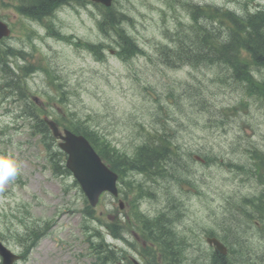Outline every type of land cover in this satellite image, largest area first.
I'll use <instances>...</instances> for the list:
<instances>
[{"label": "rangeland", "instance_id": "obj_1", "mask_svg": "<svg viewBox=\"0 0 264 264\" xmlns=\"http://www.w3.org/2000/svg\"><path fill=\"white\" fill-rule=\"evenodd\" d=\"M167 1L171 2V0ZM186 2L226 6L239 14L244 13L246 9L264 6V0H172L170 5L165 0H116L114 5L129 17L124 26L127 34L149 52L153 44L160 38L164 25H172V22L177 18H185L188 14V11L182 7L183 3L187 7ZM3 11L11 19L13 18L6 12V9ZM63 11L64 13L58 14L57 23L60 26L64 25L65 28L60 30L56 27L62 34L78 35L84 41L95 42L96 32L93 29L85 28L87 23L91 24L87 17V11H84L85 16L75 10L63 9ZM14 19H17V23L13 25L10 37L5 38L4 42H0V50L8 48V46L12 50L22 49L25 51V56L30 55L25 58L27 62L34 65L40 64L43 69L47 68L55 74L62 75L67 88L65 111L73 112L76 116H88L94 119L98 123L101 133L105 134L117 147L130 151L133 144L141 140L140 136L143 135L140 123L148 124L152 121L150 114L155 111L157 104L154 96L146 90H141L143 86H151L153 89L151 91L154 94H161L162 103L171 106V110H174V106L167 98L168 90L156 73L155 64L150 62L146 56L134 57L125 61L116 55H111L107 49L105 63L96 62L93 60V54L84 47H76L66 39L49 37L44 29V20L40 21V27L36 26L40 30L35 31L24 21L22 25L18 17ZM77 27L79 29H76ZM112 46H114L113 41ZM196 51L199 53L197 49ZM0 58L2 57L0 56ZM8 59L11 66L24 61L23 58L15 55L9 56ZM43 69L34 71L26 79L28 88L34 93V96L39 98V102L47 101L45 93L50 90ZM216 71H219L216 66L204 68L203 74L200 76V79L206 84L205 98L209 104L216 102L218 106L221 103L236 102L240 97V87L239 89L234 88L233 84H229L225 90H215L208 83V79L214 77ZM1 75H3L2 70H0ZM184 77V75L180 76V78ZM197 99V97H193L188 101L197 104ZM256 100H250L245 110L240 111L237 115L232 114L225 120V135L226 130L230 128L233 136L229 135L228 139L225 136V140L220 142L227 148L225 149L226 160L232 158L235 161L242 160L247 154L244 148L252 149V146L246 143L249 139L254 145L264 147V104ZM60 108L59 103L46 105L47 110L57 111ZM165 118H169V116H165ZM181 120L184 122L185 129L189 131V139L195 145L218 144V139L215 138L217 126L204 127L207 119L190 116L188 119L181 118ZM29 121L19 117V107L15 103L6 105L0 102V136L4 133L2 141H0V150H5L3 151L5 153L11 152L21 161L20 179L22 182L27 179L26 187L21 191L16 190L20 191L17 197H13V193H10L2 201L0 200V229L7 236L6 241L3 242L10 246H18L10 236L14 232L22 230L21 227H13L10 224L9 217L14 216L9 213L10 210L21 211L28 222H31V219H36L39 223L48 221L49 215L55 212V217H60L56 233H49L48 238L42 242L41 246L43 247L24 264H94L95 257L88 254V244H78L79 242L71 237V232L81 234L77 226L78 221H81L79 220L80 213L73 212L72 209L80 210L83 198L77 188L78 194L75 189H70L69 196L62 195V189L66 185L73 184L72 179L69 176L62 178L59 177L60 175L55 176L46 167L48 163L44 157L45 151L42 143L38 144L35 136L28 132ZM169 124H173L175 127L180 126V122H169ZM159 125L160 122L149 124V128L152 130V127ZM244 125H248L253 130L252 135L244 133L242 129ZM148 131L150 134L155 133ZM185 133L186 131L183 132L184 137ZM177 136L180 138V135ZM234 137L239 138L240 144L230 151V140ZM198 163L194 164V171L197 178H204V183L199 189L205 193L206 198L191 193L188 197L184 194L183 201H181L185 216L182 229L187 233L188 244L193 248L197 246V243L192 235L198 230L194 220L199 223L198 225H207L208 223L212 227H216L217 233H223L236 224L235 214L238 209L224 207L221 200L234 193L251 194L258 189V185L253 180L249 179V182H243L242 175L234 173L224 165L213 163L212 166L207 167ZM176 169L178 173L182 171L180 168ZM182 174L185 175L186 172L182 171ZM233 177L236 178L233 179ZM230 180L232 181L230 182ZM10 184H16L15 188L19 185L17 179L8 185ZM144 188L154 191V183H147ZM34 193L39 196L41 203L33 198L32 194ZM208 199H210V203ZM262 200L259 199V201ZM30 202L33 204L32 208H29ZM161 205L160 194H157L155 198L145 197L139 203V207L148 213L155 212ZM114 207L115 204L111 198L105 196L96 207V215H100L105 221L107 215L113 214ZM27 208L33 213V217L25 212ZM197 214L204 215L202 222L197 220ZM216 220L219 222L214 223ZM92 224L97 225L98 223ZM65 225L68 226L66 230ZM246 225L245 223L244 226ZM247 228H249L248 233L244 231L243 227L239 230L241 241H245L250 256L244 259L256 258L262 262L264 260L261 256L255 255L250 248V246L257 245L260 240L254 237L256 234L254 229H250L249 226ZM102 231L106 232V229L102 228ZM241 234L245 235L241 236ZM71 240L73 243L68 244ZM247 248H238L236 245V249H244L245 252H247ZM77 252L84 255H77Z\"/></svg>", "mask_w": 264, "mask_h": 264}, {"label": "trees", "instance_id": "obj_2", "mask_svg": "<svg viewBox=\"0 0 264 264\" xmlns=\"http://www.w3.org/2000/svg\"><path fill=\"white\" fill-rule=\"evenodd\" d=\"M46 2L49 0H37ZM201 10V9H200ZM204 12V18L211 23H200V17L193 13V18L196 24V29L200 31L199 35L189 36L185 33L178 39V45L183 51V55L192 56L198 61L204 59H211L212 62H218L225 66V70L232 76L239 80L245 81V90H252L256 92L264 100V81L257 82L247 69L240 57V50L248 51L253 59L255 66H264V9L249 12L244 14H235V12L228 9L209 8ZM220 26L214 27L213 25ZM129 52L134 51L132 43L127 40ZM198 50L199 54H197ZM201 57H198V56ZM174 59L177 53L171 54ZM225 75H227L225 73ZM68 121L70 124L79 130L91 141L95 148L99 151L101 156L107 161H111L112 157L109 155V148L105 144V140L101 138L99 126L88 122L85 119L74 117L69 114ZM139 160L144 165H157L158 159L164 157L163 151L171 149L169 145L162 146V150L153 143L142 146ZM158 157V159L156 157ZM161 163V162H159ZM170 165V164H169ZM149 232L152 236H158L163 239L162 246L168 251L170 257L175 255V252L181 250V241L183 240L177 235H172V221L168 219L165 214L162 219L150 223ZM101 245L98 244L97 247ZM176 250V251H175ZM175 251V252H174Z\"/></svg>", "mask_w": 264, "mask_h": 264}, {"label": "water", "instance_id": "obj_3", "mask_svg": "<svg viewBox=\"0 0 264 264\" xmlns=\"http://www.w3.org/2000/svg\"><path fill=\"white\" fill-rule=\"evenodd\" d=\"M99 1H102L105 4H109L110 0H99ZM4 28L5 26L0 23V29H4ZM66 139L71 144V147L68 148L71 155L70 163H72L73 165H79V167H87V168L89 167L90 170L93 167L95 169V172H97V177H96L98 184L97 192L102 188H110L111 190H114L112 180L110 179L105 180L106 171L104 169V166L100 162L97 155L93 152L88 142L81 136L69 135L67 136ZM85 172L86 171H82L81 178L89 186H92L94 181L88 175L84 174Z\"/></svg>", "mask_w": 264, "mask_h": 264}, {"label": "clouds", "instance_id": "obj_4", "mask_svg": "<svg viewBox=\"0 0 264 264\" xmlns=\"http://www.w3.org/2000/svg\"><path fill=\"white\" fill-rule=\"evenodd\" d=\"M22 173V163L11 152L0 153V191Z\"/></svg>", "mask_w": 264, "mask_h": 264}, {"label": "flooded vegetation", "instance_id": "obj_5", "mask_svg": "<svg viewBox=\"0 0 264 264\" xmlns=\"http://www.w3.org/2000/svg\"><path fill=\"white\" fill-rule=\"evenodd\" d=\"M51 0H49V1H46V2H38L37 0H36V2H37V4H36V7H38V8H40V9H45V8H47V6L49 5V2H50Z\"/></svg>", "mask_w": 264, "mask_h": 264}]
</instances>
